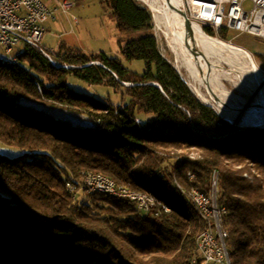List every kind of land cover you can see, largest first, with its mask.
Listing matches in <instances>:
<instances>
[{
  "label": "trees",
  "instance_id": "obj_1",
  "mask_svg": "<svg viewBox=\"0 0 264 264\" xmlns=\"http://www.w3.org/2000/svg\"><path fill=\"white\" fill-rule=\"evenodd\" d=\"M103 3L125 36L122 55L143 61V75L65 43L54 56L61 67L29 46L17 52L18 65L0 60V141L25 152L0 155V264H191L210 222L189 193L209 194L214 174L230 264H264V129L227 136L232 125L162 56L148 8ZM220 37L228 41L226 31ZM70 75L128 101L77 92ZM89 172L149 193L171 212L143 214L98 193L74 199L67 180Z\"/></svg>",
  "mask_w": 264,
  "mask_h": 264
},
{
  "label": "built area",
  "instance_id": "obj_2",
  "mask_svg": "<svg viewBox=\"0 0 264 264\" xmlns=\"http://www.w3.org/2000/svg\"><path fill=\"white\" fill-rule=\"evenodd\" d=\"M175 1L179 12L196 26L210 27L215 32V37L222 42L232 45L231 42L221 39L220 34L224 31L227 34L230 31H237L264 40V0ZM246 3H250L251 8L247 9ZM73 5L68 1L50 7L45 0H0V55L19 61L17 52L22 47L29 46L41 51L51 62H56L43 47L46 23L57 19L60 14H67ZM74 20L78 24V19ZM262 73L264 75V72ZM190 178L193 179L194 176L190 174ZM69 181V191L73 193L74 199H77L79 192L111 193L112 197L134 202L143 214L155 212L158 215L152 198L146 196V200H133L129 193L110 187V182L105 178H96V173H85L80 178H72ZM218 195L217 175L214 174L211 192L204 193L198 200H192L198 209H208L211 212L214 216V225H210L209 229L204 231L198 258L191 264H224L219 243L215 242L214 235V228H220V218L226 214V209L218 204ZM223 232L226 239L228 234L225 230Z\"/></svg>",
  "mask_w": 264,
  "mask_h": 264
},
{
  "label": "bare ground",
  "instance_id": "obj_3",
  "mask_svg": "<svg viewBox=\"0 0 264 264\" xmlns=\"http://www.w3.org/2000/svg\"><path fill=\"white\" fill-rule=\"evenodd\" d=\"M141 1L149 7L157 20L165 24L164 27L171 33L175 44L174 49L180 50L183 66L195 83L192 87L196 94L201 96L202 89H204L209 98L218 106L220 114L235 124L264 125V75L258 67V71H255L256 63L252 62L253 59L249 53L225 42L212 41L199 30L191 28L177 13L170 10L169 0ZM198 48H201L202 52ZM0 60L14 65L19 64V61L10 60L6 55H0ZM221 62L229 65L230 69L226 70L222 67ZM52 63L61 67L57 62ZM64 67L66 68V65ZM226 81L233 83L239 91L247 93L250 99L247 100L242 95L230 92L225 84ZM96 178H105L110 182V187L117 188L123 193H129L133 200H146V196L152 198L154 209L158 215L162 212H171V208L167 204L149 193L138 192L125 185H120L101 173H96ZM66 186L69 190V180H67ZM203 194L196 189L189 193V197L191 200H198ZM102 195L112 197L111 193H102ZM199 211L210 222V225H214V216L208 209H199ZM222 219L220 218V228H214L215 242L219 243L223 263L230 264L225 233L222 230ZM203 235L204 232L198 239V252Z\"/></svg>",
  "mask_w": 264,
  "mask_h": 264
},
{
  "label": "rangeland",
  "instance_id": "obj_4",
  "mask_svg": "<svg viewBox=\"0 0 264 264\" xmlns=\"http://www.w3.org/2000/svg\"><path fill=\"white\" fill-rule=\"evenodd\" d=\"M67 1L74 4L73 7L67 14H62V16H59L56 22L50 23L48 25L43 41V47L47 52L50 53L53 60L55 59V52L59 49L62 43H65L67 46L80 49L86 54L104 53L109 56L118 57L126 69L139 75L144 74L146 68L143 61H129L122 55L120 41L121 38H124L125 36L118 32L112 9L103 3L104 0ZM136 1L142 7H147L149 10L151 24L153 26L152 33L157 39L158 48L162 56L172 63L173 66L178 70L181 77L188 84L193 94L203 103L213 107L222 117L218 106L213 100L209 98L207 92L204 89H202L201 96H198L194 91L192 86L195 85V83L189 72L183 66V59L181 58L182 56L180 54V50L176 51L174 49L175 44L173 43L172 35L169 33L168 29L164 27L165 24L155 18L154 14L145 3H143L141 0ZM245 6L247 9L251 8L250 3H246ZM75 18L78 19V24H76L74 20ZM136 36H139V34H135L131 37ZM228 41L231 42L233 46L249 52V54L254 58L258 69L261 72H264V62L262 58L259 57V55L264 56V40L249 34L230 31L228 34ZM198 50L202 52L201 48H198ZM221 63V66L226 70L230 69L229 65L225 64L224 62ZM67 84L70 88L77 92L90 95L101 100L109 99L116 106L128 101V98L123 95V93L111 86L91 85L75 75L68 76ZM225 84L230 92H234L237 95H242L247 100L250 99V96L247 93L236 89L233 83L226 81ZM125 86H129V84H126ZM148 118H152V116H149ZM24 154L25 152L22 149L7 145L0 141V155L8 158H20L23 157ZM191 157L196 158L197 154L192 153ZM70 193L73 195L72 192ZM86 194L90 193L79 192L77 199Z\"/></svg>",
  "mask_w": 264,
  "mask_h": 264
},
{
  "label": "water",
  "instance_id": "obj_5",
  "mask_svg": "<svg viewBox=\"0 0 264 264\" xmlns=\"http://www.w3.org/2000/svg\"><path fill=\"white\" fill-rule=\"evenodd\" d=\"M169 7H170V10L172 12H175L177 13L181 19L185 22V24H187L188 26H190L191 28H194V29H197L199 30L205 37H207L208 39L212 40V41H215V42H219L220 40H218L216 37H213V36H209L205 33L204 31V28L200 27V26H196L192 21L189 20V18L187 16H185L184 14H182L181 12H179V10L177 9V5H176V2L175 0H169ZM222 42V41H220ZM230 45V44H229ZM250 55V54H249ZM251 56V55H250ZM252 57V56H251ZM252 62H254L255 64V61H254V58L252 57ZM100 65V64H99ZM256 66V64L254 65ZM255 71H258L257 70V66L255 67ZM123 85H126L124 83H122ZM154 86H156L157 88H160V86L156 85V84H153ZM131 86V85H129ZM161 89V88H160ZM223 117V116H222ZM225 120H227L231 125H232V129L230 130V132L228 133L227 136H231V135H234L236 133V129L237 128H261V129H264V125L262 124H258V125H240V124H235L234 122L224 118Z\"/></svg>",
  "mask_w": 264,
  "mask_h": 264
},
{
  "label": "crops",
  "instance_id": "obj_6",
  "mask_svg": "<svg viewBox=\"0 0 264 264\" xmlns=\"http://www.w3.org/2000/svg\"><path fill=\"white\" fill-rule=\"evenodd\" d=\"M47 1V3L50 5V7H56L57 5H58V3L59 2H63V1H67V0H46ZM79 2V1H78ZM76 5V4H75ZM59 16H62V14H60ZM58 16V17H59ZM58 17H57V19H55V20H50L49 22H47L46 23V31H47V27H48V25L50 24V23H54V22H56L57 20H58ZM44 38H45V36H44ZM44 41V40H43Z\"/></svg>",
  "mask_w": 264,
  "mask_h": 264
}]
</instances>
